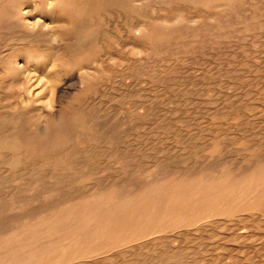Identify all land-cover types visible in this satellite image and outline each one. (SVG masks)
I'll list each match as a JSON object with an SVG mask.
<instances>
[{
    "label": "rangeland",
    "instance_id": "rangeland-1",
    "mask_svg": "<svg viewBox=\"0 0 264 264\" xmlns=\"http://www.w3.org/2000/svg\"><path fill=\"white\" fill-rule=\"evenodd\" d=\"M70 1L0 0V264H264V0Z\"/></svg>",
    "mask_w": 264,
    "mask_h": 264
},
{
    "label": "bare ground",
    "instance_id": "bare-ground-1",
    "mask_svg": "<svg viewBox=\"0 0 264 264\" xmlns=\"http://www.w3.org/2000/svg\"><path fill=\"white\" fill-rule=\"evenodd\" d=\"M8 1H9V0H8ZM36 1H37V0H36ZM39 1H40V0H39ZM51 1H52V0H51ZM130 1H131V0H130ZM142 1H143V0H142ZM142 1H141V3H142ZM177 1H178V0H177ZM177 1H175V2L177 3ZM205 1H206V0H205ZM253 1H254V0H253ZM255 1H256V0H255ZM262 1H263V0H262ZM17 2H19V1H17ZM41 2H42V0H41ZM41 2H40V3H41ZM82 2H83V1H82ZM135 2H136V0L134 1V3H135ZM171 2H172V0H171ZM213 2H214V1H213ZM232 2H233V1H232ZM257 2H258V1H257ZM4 3H6V2H4ZM47 3H48V2H47ZM99 3H100V2H99ZM201 3H202V1H201ZM201 3H200V4H201ZM258 3L260 4V1H259ZM258 3H256V5H259ZM263 3H264V1H263ZM0 4H1V3H0ZM2 4H3V3H2ZM2 4H1V6H2ZM7 4H8V2H7ZM7 4H6V5H7ZM79 4H80V3H79ZM138 4H139V3H138ZM190 4H191V3H190ZM229 4H230V3H229ZM4 5H5V4H4ZM27 5H28V4H27ZM33 5H34V2H33ZM33 5H32V6H33ZM225 5H227V4H225ZM7 6H8V5H7ZM72 6H73V2L70 1V0H68V2H67V8H70V10H71ZM76 6H77V5L75 4L74 8H75ZM79 6H80V5H79ZM140 6H141V5H140ZM140 6H139V7H140ZM238 6H240V5H238ZM238 6H237V7H238ZM10 7H11V6H10ZM29 7H30V6H29ZM56 7H57V6H55V8H54L53 10L51 9L53 14H54L55 11H56ZM81 7H82V6H81ZM81 7H80V10H82ZM102 7H103V6H102ZM102 7H101V8H102ZM173 7H175V5H173ZM219 7H220V6H219ZM222 7H224V5L221 6L220 8H222ZM262 7H263V6H262ZM2 8H3V6H2ZM7 8H8V7H7ZM26 8H27V7H26ZM31 8H32V7H31ZM47 8H48V7H47ZM216 8H217V7H216ZM5 9H6V8H5ZM13 9H14V8H13ZM23 9H25V8H23ZM78 9H79V8H78ZM139 9H141V8H139ZM143 9H144V8H143ZM171 9H172V8H171ZM233 9H234V8H233ZM262 9H263V8H261L260 10H262ZM9 10H10V9H9ZM57 10H58V7H57ZM70 10H67V11H70ZM83 10H84V8H83ZM83 10H82V11H83ZM85 10H86V9H85ZM137 10H138V9H137ZM6 11H7V10H6ZM12 11H13V10H12ZM25 11H26V10H25ZM72 11H73V10H72ZM97 11H98V10H97ZM166 11H167V10H166ZM169 11H170V10H169ZM176 11H177V10H176ZM180 11H181V12L183 11V13H184V10H180ZM263 11H264V9H263ZM8 12H10V11H8ZM70 12H71V11H70ZM99 12H101V11H99ZM225 12H226V11H225ZM260 12H261V11H260ZM34 13H35V12H34ZM46 13H47V12H46ZM73 13H74V12H73ZM84 13H85V11H84ZM87 13H90V12H87ZM91 13H92V12H91ZM183 13H182V14H183ZM186 13H187V12H186ZM190 13H191V12H190ZM218 13H220V12H218ZM221 13H222V12H221ZM223 13H224V12H223ZM263 13H264V12H263ZM47 14H48V13H47ZM53 14H52L53 17H51V18H53V19H52L53 22H52V21H50V22H52L53 25H54V24H55L54 22H56V21L58 22V20H60V18L56 17V16L53 15ZM75 14H77V12H76ZM78 14H80L79 11H78ZM94 14H95V13H94ZM179 14H180V13H179ZM182 14H181V15H182ZM236 14H237V13H236ZM255 14L257 15L256 18H259V17H258V14H257V13H255ZM260 14H261V13H260ZM43 15H44V14H43ZM43 15H42V16H43ZM56 15H57V13H56ZM172 15H173V14H172ZM177 15H178V14H177ZM187 15H188V14H187ZM219 15H220V14H219ZM219 15H218V16H219ZM261 15H262V14H261ZM78 16H79V15H78ZM80 16H81V14H80ZM97 16H98V15H97ZM168 16H169V15H168ZM220 16H221V15H220ZM220 16H219V17H220ZM230 16H231V15H230ZM253 16H254V15H253ZM259 16H260V15H259ZM171 17H172V16H171ZM186 17H187V16H186ZM197 17H198V16H197ZM219 17H218V18H219ZM239 17H240V16H239ZM241 17H242V16H241ZM260 17H261V16H260ZM3 18H5V16H3ZM6 18H8V17H6ZM44 18H45V17H44ZM178 18H179V17H178ZM263 18H264V15H263ZM1 19H2V18H1ZM25 19H26V22H27L29 25H31V26H40L42 23H45V22H44V19H42L41 16H39V17H35V16L30 17V16H27V15H26ZM25 19H24V20H25ZM75 19H77V18H75ZM75 19H74V20H75ZM161 19H162V18H161ZM164 19H165V18H164ZM164 19H162V21H163ZM166 19H167V18H166ZM224 19H225V18H224ZM259 19H260V18H259ZM14 20H15V19H14ZM16 20H17V19H16ZM78 20H79V19H78ZM167 20H168V19H167ZM176 20H177V19H176ZM219 20H220V19H219ZM242 20H243V19H242ZM252 20H253V19H252ZM256 20H257V19H256ZM4 21H7V20H3V22H4ZM18 21H19V20H18ZM67 21H68V20H67ZM76 21H77V20H76ZM80 21H81V20H80ZM160 21H161V20H160ZM173 21H175V20H173ZM177 21H178V20H177ZM9 22H10V21H9ZM26 22H25V24H26ZM146 22H147V21H146ZM6 23H7V22H6ZM11 23H13V22H11ZM61 23H62V22H61ZM158 23H160V22H158ZM158 23H157V24H158ZM166 23H167V22H166ZM0 24H1V22H0ZM3 24H5V23H3ZM3 24H2V25H3ZM20 24H21V23H20ZM45 24H46V23H45ZM63 24H64V23H63ZM75 24H76V23L74 22V25H75ZM142 24H143V23H142ZM150 24H151V23H150ZM7 25H8V24H7ZM21 25H22V24H21ZM65 25H66V24H65ZM67 25H68V24H67ZM76 25H77V24H76ZM78 25H79V24H78ZM159 25L165 26L166 24L163 25V23H162V24L160 23V24H158L157 26L160 27ZM99 26H100V24H99ZM144 26H145V25H144ZM157 26H156V27H157ZM173 26H174V25H173ZM1 27H2V26H1ZM23 27H24V26H23ZM78 27H79V26H78ZM154 27H155V26H154ZM154 27H153V29H154ZM169 27H170V26H169ZM19 28H20V27H19ZM19 28H18V29H19ZM67 28H68V27H67ZM67 28H65V29H67ZM143 28H144V30L148 29L147 27H146V29H145V27H143ZM71 29H72V30H70V31H73L74 27L71 28ZM75 29H76V28H75ZM75 29H74V30H75ZM92 29H93V28H92ZM158 29H159V28H158ZM161 29H162V28H161ZM161 29H160V32H161ZM164 29H166V28H164ZM85 30H86V29H85ZM138 30H139V29H138ZM148 30H149V29H148ZM172 30H173V29H172ZM30 31H31V30H30ZM38 31H40V30H38ZM38 31H36L35 33H37ZM52 31H53V30H52ZM98 31H99V30H98ZM142 31H143V29H142ZM150 31L152 32V29H151ZM153 31H154V30H153ZM165 31H166V30H165ZM170 31H171V30H170ZM32 32L34 33V31H32ZM81 32L83 33V30H81ZM137 32H138V31H137ZM40 33H41V31H40ZM44 33H46V32H44ZM62 33H64V32H62ZM67 33H69V32H67ZM73 33H74V32H73ZM73 33H72V34H73ZM96 33H97V32H96ZM141 33H142V32H141ZM143 33H146V32H143ZM53 34H54V33H53ZM65 34H66V33H65ZM80 34H81V33H80ZM87 34H88V32H87ZM125 34H126V33H125ZM150 34H152V33H150ZM150 34H149V35H150ZM54 35H55V34H54ZM68 35H69V34H68ZM137 35L139 36V34H137ZM145 35H146V34H145ZM195 35H196V34H195ZM28 36H29V35H28ZM48 36H49V35H48ZM48 36H47V37H48ZM158 36H159V35H158ZM25 37H27V36H25ZM69 37H70V35H69ZM136 37H137V36H136ZM141 37H142V34H141ZM152 37H153V36H152ZM165 37H166V36H165ZM165 37H163V38H165ZM200 37H201V36L199 35V37H197V38H200ZM35 38H36V37H35ZM65 38H66V37H65ZM75 38H76V37H75ZM75 38H74V39H75ZM100 38H101V37H100ZM143 38H144V36H143ZM148 38H151V36L148 37ZM153 38L155 39V37H153ZM195 38H196V37H195ZM37 39H38V38H37ZM78 39L80 40V38H78ZM175 39H176V38H175ZM32 40H34V39L32 38ZM64 40H65V39H63V41H64ZM66 40H67V39H66ZM104 40H105V39H104ZM104 40H102V41H104ZM146 40H147V39H146ZM150 40H151V39H150ZM34 41H35V40H34ZM40 41H41V40H40ZM77 41H78V40H77ZM140 41H141V40H140ZM148 41H149V40H148ZM154 41H157V40H154ZM158 41H159V40H158ZM161 41H162V40H161ZM167 41H168V40H167ZM31 42H32V41H31ZM38 42H39V41H38ZM41 43H42V42H41ZM60 43H61V42H60ZM68 43H69V46H70L71 41H69ZM76 43H77V42H76ZM152 43H154V42H152ZM162 43H163V42H162ZM169 43H170V42H169ZM63 44H64V43H63ZM63 44H62V45H63ZM24 45H25V43H24ZM31 45H32V44H31ZM37 45H38V44H37ZM59 45H61V44H59ZM67 45H68V44H67ZM39 46H41V45H39ZM69 46H68V47H69ZM51 47H54V46H51ZM68 47H67V48H68ZM42 48H43V47H42ZM42 48L40 47V50H41ZM48 48H49V46H48ZM59 48H60V46L58 47V49H59ZM61 48H62V47H61ZM64 48H66V45H65ZM67 48H66L65 52L69 51V50H67ZM69 48H70V47H69ZM28 49H29V51H31L30 48H28ZM51 49H52V48H51ZM51 49H50V50H51ZM147 49H148V48H147ZM43 50H44V49H43ZM52 50H53V49H52ZM60 50H63V49H60ZM63 51H64V50H63ZM6 52H7V51H6ZM74 52H75V51H74ZM41 53H42V52H40V55H41ZM43 53H44V52H43ZM50 53H51V52H50ZM50 53H49V54H50ZM69 53H70V52H69ZM69 53H68V54H69ZM12 54H13V53H12ZM17 54H18V53H17ZM73 54H74V53H73ZM31 55H34V54H33V51H32V53H31ZM38 55H39V54H38ZM38 55H37V56H38ZM69 55H70V54H69ZM75 55H77V54H75ZM17 56H18V55H17ZM42 56H43V55H42ZM44 56H45V55H44ZM46 56H47V52H46ZM46 56H45V57H46ZM48 56H49V55H48ZM52 56H53V55H52ZM58 56H60V55H58ZM58 56H57L56 58H59ZM114 56H115V55H114ZM35 57H36V55H35ZM61 57H63V56H61ZM87 57H88V55L86 56V58H87ZM144 57H145V56H144ZM154 57H155V56H154ZM15 58H17V57H15ZM52 58H53V57H52ZM56 58H55V59H56ZM63 58H64V57H63ZM67 58L69 59L70 56L67 57ZM71 58H72V56H71ZM75 58H76V56H75ZM84 58H85V57H84ZM38 59H39V58H38ZM45 59H46V58H45ZM64 59H65V58H64ZM64 59H62V60H64ZM76 59H77V58H76ZM76 59H73V60L77 61V60L80 59V58H78L77 60H76ZM9 60H10V59H9ZM15 60H16V59H15ZM46 60H47V59H46ZM12 61H13V60H12ZM16 61H18V60H16ZM49 61H50V60H49ZM51 61H53V60H51ZM60 61H61V60H60ZM66 61H67V60H66ZM68 61H69V60H68ZM79 61H81V60H79ZM9 62H10V61H9ZM33 62H34V61H33ZM69 62H71V61H69ZM248 62H249V61H248ZM263 62H264V61H263ZM10 63H11V62H10ZM22 63H23V62H22ZM64 63H65V62H64ZM71 63H72V62H71ZM11 64H12V63H11ZM56 64H59V63L54 61L53 66L56 65ZM16 65H17V64H16ZM71 65H72V64H71ZM235 65H236V64H235ZM24 66H25V65H24ZM25 67H26V66H25ZM86 67H87V66H86ZM221 67H222V66H221ZM33 68H35V67H33ZM48 68H49V66H48ZM35 69H36V68H35ZM46 70H48V69H46ZM30 72H31V71H30ZM45 72H46V71H45ZM26 73H27V72H26ZM40 73H41V72H40ZM4 74H5V73H4ZM7 74H8V73H7ZM35 76H36V75H35ZM35 76H34V77H35ZM40 76H42V75H40ZM32 77H33V76H32ZM34 77H33V78H34ZM43 77H44V74H43L42 78H43ZM45 77H46V76H45ZM39 78H40V77H39ZM42 78H41V79H42ZM48 78H49V76H48ZM24 79H25V77H24ZM44 79H45V78H44ZM30 80H31V79H30ZM39 80H40V79H39ZM48 81H49V79H48ZM50 81H51V80H50ZM35 82H36V81H35ZM40 82H41V80H40ZM203 84H204V83H203ZM44 85H45V84H44ZM50 86H51V85H50ZM52 86H53V85H52ZM52 86H51V87H52ZM63 88H64V87H63ZM244 88H245V87H244ZM52 89H53V87H52ZM52 89H51V90H52ZM35 90H36V89H35ZM51 90H50V91H51ZM20 92H21V91H20ZM33 93H34V92H33ZM51 93H52V92H51ZM23 94H24V93H23ZM48 96H49V95H48ZM48 96H47V97H48ZM45 97H46V96H45ZM58 98H59V97H58ZM40 99H41V97H40ZM40 99H39V100H40ZM43 99H44V98H43ZM39 100H38V101H39ZM49 102L51 103L50 99H49ZM52 105H53V104H52ZM56 106H57V105H56ZM88 106H89V105H88ZM259 106H260V105H259ZM79 107H80V106H79ZM253 107H254V106H253ZM42 108H43V105H42ZM43 109H44V108H43ZM70 111H71V110H70ZM87 111H88V110H87ZM87 111H86V112H87ZM50 113H51V112H50ZM50 113H49V114H50ZM55 113H56V112H55ZM55 113H54V114H55ZM57 115H58V114H57ZM5 123H6V122H5ZM111 124H112V123H111ZM1 125H3V124H1ZM1 125H0V127H1ZM5 125H6V124H5ZM6 127H7V126H6ZM2 128H3V127H2ZM2 128H1V129H2ZM42 128H43V127H42ZM2 130H4V129H2ZM5 130H7V129H5ZM12 131H13V130H12ZM1 133H2V132H1ZM3 133H4V132H3ZM10 134H11V133H10ZM224 134H225V133H224ZM5 135H6V134H5ZM74 139H76V138H74ZM239 140H240V139H239ZM23 141H24V140H23ZM63 148H64V147H63ZM123 152H124V151H123ZM70 154H71V151H70ZM69 156H70V155H69ZM156 158H157V157H156ZM83 159H84V158H83ZM1 160H2V159H1ZM227 160H228V159H227ZM72 162H73V161H72ZM95 164H96V163H95ZM21 169H22V168H21ZM160 169H161V168H160ZM210 169H211V168H210ZM242 169H243V168H242ZM246 169H247V168H246ZM248 169H249V168H248ZM30 170H31V169H30ZM244 170H245V169H244ZM165 171H166V170H165ZM220 171H221V170H220ZM246 171H247V170H246ZM262 171H264V170H262ZM28 172H29V171H28ZM209 172L211 173V171H209ZM243 172H244V171H243ZM221 173H222V172H221ZM59 174H60V173H59ZM64 174H65V173H64ZM41 175H42V174H41ZM163 175H164V174H163ZM236 175H237V174H236ZM155 177H156V176H155ZM158 177H159V176H158ZM218 177H219V176H218ZM36 178H37V177H36ZM34 179H35V178H34ZM154 179H157V178H154ZM96 181H97V180H96ZM214 181H215V180H214ZM154 182H155V181H154ZM215 183H216V182H215ZM135 184H136V183H135ZM131 185H132V184H131ZM212 186H213V185H212ZM226 186H228V185H226ZM229 186H230V185H229ZM136 187H137V186H136ZM222 187H223V186H222ZM255 187H256V186H255ZM258 187H259V186H258ZM258 187H256V188H258ZM129 188H130V187H129ZM138 188H139V187H138ZM141 188H142V187H141ZM22 189H23V188H22ZM139 189H140V188H139ZM230 189H232V188L230 187ZM96 190H97V189H96ZM119 190H120V189H119ZM126 190H127V189H126ZM126 190H125V192H126ZM128 190L131 191V189H128ZM176 190H178V189H176ZM181 190H182V189H181ZM197 190H198V189H197ZM232 190H233V189H232ZM262 190H263V189H262ZM36 191H37V190H36ZM134 191H135V189H134ZM131 192H132V191H131ZM222 192H223V191H222ZM233 192H234V191H233ZM17 193H18V192H17ZM117 193H118V192H117ZM257 193H258V192H257ZM123 194H124V193H123ZM118 195H119V194H118ZM227 195H228V194H227ZM248 195H249V194H248ZM35 196H36V195H35ZM118 197H119V196H118ZM122 197H123V196H122ZM13 198H14V197H13ZM73 198H74V197H73ZM169 198H170V197H169ZM170 199H171V198H170ZM202 199H204V196H203ZM248 199H249V198H248ZM163 200H164V199H163ZM188 200H189V199H188ZM222 200H223V199H222ZM250 200H251V199H250ZM166 202H167V201H166ZM189 202H190V201H189ZM223 202H224V201H223ZM12 203H13V202H12ZM143 203H146V202H143ZM234 203H235V202H234ZM146 204H147V203H146ZM217 204H218V203H217ZM235 204H236V203H235ZM243 204H244V203H243ZM101 205H102V204H101ZM188 205H189V204H188ZM216 206H217V205H216ZM234 207H236V206H234ZM96 208H97V207H96ZM114 208H115V207H114ZM149 208H150V207H149ZM237 208H238V206H237ZM187 209H188V208H187ZM209 209H210V208H209ZM3 210H4V209H3ZM37 210H38V209H37ZM99 210H100V209H99ZM156 210H157V209H156ZM235 210H236V209H235ZM95 211H96V210H95ZM149 211H150V210H149ZM213 211H214V210H213ZM218 211H219V210H218ZM97 212H98V211H97ZM117 212H118V211H117ZM150 212H151V211H150ZM187 212H188V211H187ZM219 212H221V210H220ZM111 213H112V212H111ZM113 213H114V212H113ZM165 213H166V211H165ZM216 213H217V212H216ZM163 214H164V213H163ZM173 214H174V213H173ZM218 214H220V213H218ZM130 215H131V214H130ZM155 216H156V218L158 217L156 214H155ZM155 216H154V217H155ZM156 218H155V219H156ZM160 218H162V217H160ZM157 219H158V218H157ZM157 219H156V220H157ZM147 220H148V219H147ZM139 222H140V221H139ZM137 224H138V223H137ZM153 224H154V223H153ZM1 225H2V224H1ZM160 225H161V223H160ZM163 225H164V224H163ZM135 226H136V225H135ZM146 226H147V225H146ZM146 226H145V227H146ZM145 227H144V228H145ZM21 228H22V227H21ZM160 228H161V227H160ZM96 230H97V229H96ZM128 230H129V229H128ZM157 230H158V229H157ZM161 230H162V229H161ZM137 231H138V230H137ZM144 231H145V230H144ZM158 231H159V230H158ZM158 231H157V232H158ZM70 234H71V233H70ZM89 234H90V233H89ZM99 234H100V233H99ZM71 236H72V235H71ZM79 236H80V235H79ZM81 236H82V235H81ZM63 237H64V236H63ZM67 239H68V238H67ZM64 240H66V239H64ZM72 243H73V242H72ZM74 243H75V242H74ZM94 248H95V247H94ZM55 250H56V249H55ZM100 250H101V249H100ZM5 251H6V250H5ZM49 251H50V250H49ZM63 252H64V251H63ZM93 252H94V251H93ZM42 254H44V253L42 252ZM33 257H35V255H34ZM37 258H38V257H37ZM37 258H36V259H37ZM28 259H29V258H28ZM36 259H35V260H36ZM1 261H2V260H1ZM20 261H22V260H20ZM66 261H67V260H66ZM38 262H39V261H38ZM24 263H25V261H24Z\"/></svg>",
    "mask_w": 264,
    "mask_h": 264
}]
</instances>
